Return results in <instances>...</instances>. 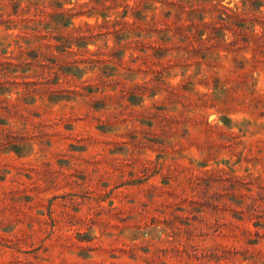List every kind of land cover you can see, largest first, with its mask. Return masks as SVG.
Masks as SVG:
<instances>
[{
	"label": "rangeland",
	"instance_id": "rangeland-1",
	"mask_svg": "<svg viewBox=\"0 0 264 264\" xmlns=\"http://www.w3.org/2000/svg\"><path fill=\"white\" fill-rule=\"evenodd\" d=\"M0 264H264V0H0Z\"/></svg>",
	"mask_w": 264,
	"mask_h": 264
}]
</instances>
